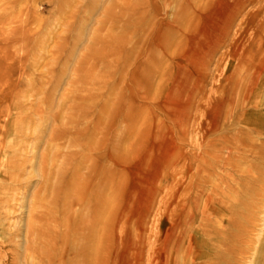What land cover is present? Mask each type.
Instances as JSON below:
<instances>
[{
    "label": "bare ground",
    "instance_id": "obj_1",
    "mask_svg": "<svg viewBox=\"0 0 264 264\" xmlns=\"http://www.w3.org/2000/svg\"><path fill=\"white\" fill-rule=\"evenodd\" d=\"M203 18L204 27L195 36L185 37L191 46L188 57L172 62L170 67L176 71V78L155 109L185 130H196L198 126L200 132L208 125L199 116L208 113L215 131L233 125L229 137L217 142L167 145L170 137L160 118L156 127L142 126V138L156 141L155 150L145 157L123 159L122 144L118 143L122 129L117 121L121 114L128 121L125 127L136 126L132 123L131 104L119 91L105 102L98 122L89 128L85 112L93 110L96 97H80L67 117V126L70 130L85 127L81 136L75 132L70 137L72 146L79 147L83 155L77 161L72 157L60 161V133L56 131L43 156V181L29 222L32 253L50 255L55 239L80 238V264H146V250L151 253L150 261L156 264H264V204L260 203L264 200V144L248 146L237 136L239 127L264 124V0L223 2ZM112 40L111 33L98 30L95 41L101 48L95 44L80 66L92 63L94 58L107 59ZM123 41L122 37L120 42ZM220 51L217 67L228 58L231 71L223 76L221 100L209 112L205 105L209 101L205 103L200 91L210 78L211 62ZM162 84L161 81L159 86ZM183 94L186 99L181 98ZM143 99L148 102L150 97ZM106 132L113 133L115 142L104 162L93 153L101 152L107 145ZM129 140L126 137L125 151L130 153L134 146ZM242 150L256 154L258 162L249 163L246 155H241ZM155 153H162L163 158L154 167ZM153 168L157 173L151 184L138 192L145 187L143 178ZM123 176L133 180L128 190ZM250 180L255 181L252 190ZM248 184L244 192H237ZM124 187L129 210L122 225L118 197ZM111 205L118 207L113 213ZM109 208L113 217L106 222ZM164 208L170 218L165 235L146 236L148 225L153 222L154 228L158 222L152 219L154 211ZM61 209L63 218L51 226L50 220L58 217ZM112 218L118 229L109 226ZM258 223L261 228L257 231Z\"/></svg>",
    "mask_w": 264,
    "mask_h": 264
},
{
    "label": "rangeland",
    "instance_id": "obj_2",
    "mask_svg": "<svg viewBox=\"0 0 264 264\" xmlns=\"http://www.w3.org/2000/svg\"><path fill=\"white\" fill-rule=\"evenodd\" d=\"M223 2L234 3V0H0V264H80L79 254L83 250L80 238L55 239L52 246L53 253L57 254L54 256L53 253H32L29 247V222L43 181L42 160L56 131L60 133L57 143L60 161L67 157L76 161L82 158L83 152L72 146L70 137L75 132L81 136L85 127L70 130L67 126V117L80 97H96L93 110L85 112L89 128L98 122L105 102L119 91L131 104L135 130L125 127L128 121L123 115L120 114L117 121L122 129L118 143L122 144L123 159H132L135 155L145 157L155 150L156 141L142 138L145 133L142 126L156 127L160 118L165 121L162 123L164 131L170 137L167 145L217 142L229 137L233 125L227 124L215 131L208 113L199 116V120L208 125L200 132L198 126L196 130H185L155 109L176 78V71L170 67L172 62L188 57L191 46L185 42V37L195 36L205 25L203 17ZM98 30L113 35L108 58H94L92 63L81 67L83 57L99 43L95 41ZM122 37L124 41L120 42ZM220 56L221 51L211 62L210 78L200 91L205 103L209 101L205 104L209 112L221 100V87L225 86L223 76L231 71L228 58L217 67ZM166 70L169 73L165 74ZM161 81L162 87L159 86ZM147 95L150 99L145 102L143 97ZM186 97V94L181 96ZM238 132L239 139L248 146L264 144V124L242 126ZM105 135L107 145L101 152L93 153L104 162L115 142L113 133ZM126 137L134 146L130 153L125 151ZM241 155H246L249 163L258 162L256 154L242 150ZM162 158V153H155L153 166ZM156 173L155 168L147 173L143 178L147 183L138 192L149 187ZM122 178L124 183L127 179L128 190L133 180L129 176ZM250 181L252 190L255 181ZM248 186L238 188L237 192H244ZM126 193L125 189L118 197L122 225L126 220L124 214L129 210ZM260 203L263 205L264 200ZM112 206L113 213L118 207ZM111 208L107 210L106 222L113 217ZM61 218L62 209L55 219L42 220H50L53 226ZM154 218L158 222L154 228L153 222L150 223L145 234L162 238L170 225L166 208L158 213L155 210L153 221ZM109 226L119 228L114 220ZM260 228L259 224L257 231ZM60 229L66 235L64 227ZM144 257L146 264H156L150 261V251L146 250Z\"/></svg>",
    "mask_w": 264,
    "mask_h": 264
}]
</instances>
